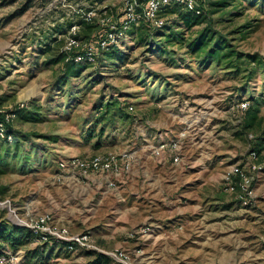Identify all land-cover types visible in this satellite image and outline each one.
<instances>
[{
	"label": "rangeland",
	"instance_id": "obj_1",
	"mask_svg": "<svg viewBox=\"0 0 264 264\" xmlns=\"http://www.w3.org/2000/svg\"><path fill=\"white\" fill-rule=\"evenodd\" d=\"M196 3L202 22L186 30L180 4L162 7L157 27L144 18L146 0H0V107L28 105L11 124L13 141L0 146V257L8 264H120L26 237L10 210L21 219L50 214L103 251L125 252L129 264H264V0ZM129 14L135 21L113 59L73 72L54 61L72 26L82 45L94 43ZM170 28L184 38L162 43ZM151 29L159 38L147 36ZM204 30L211 43L191 52L188 40ZM216 42L226 47L221 57H206ZM178 139L174 155L153 151ZM254 146L263 168L240 200L225 177ZM101 153L133 156L115 186L59 168Z\"/></svg>",
	"mask_w": 264,
	"mask_h": 264
},
{
	"label": "built area",
	"instance_id": "obj_2",
	"mask_svg": "<svg viewBox=\"0 0 264 264\" xmlns=\"http://www.w3.org/2000/svg\"><path fill=\"white\" fill-rule=\"evenodd\" d=\"M180 4L183 5L188 11H192L196 14H200L196 0H146L144 9V18L150 21L153 25L161 27L164 24V20L159 17V12L162 7ZM94 13L90 11L85 16V20H91ZM132 21H135L134 16L129 14L121 27L114 28L100 36L94 43L88 42L82 45L77 32L79 26L74 25L71 28L69 36L66 39L64 50L71 54L77 52L82 47V53L85 57L93 62L96 59V55L99 51L108 49L111 45H119L125 30L129 28ZM82 56L78 55L75 60L81 61ZM26 104H19L15 109L5 110L0 107V143L12 142L13 135L9 132V126L16 118V109L25 108ZM242 108L247 107V103L243 102ZM181 140H174L168 143H161L153 148V151L157 156H162L166 150L172 151L173 155L175 151H179V144ZM259 154L252 150L243 161V163L236 165L226 175V191L232 192L235 189L240 190L242 194H239L240 200L243 199V195L250 193V187L254 180L261 171V161H258ZM179 157H173L174 162H178ZM133 162V156L129 153L113 154V153H101L92 156L85 157H71L59 162V168L78 179L86 180L92 176H100L108 186H115L118 177L130 173ZM264 163V162H263ZM235 193H238L237 191ZM9 201H7V204ZM15 218L25 227L32 230L35 235H39L43 241L53 240L56 242H63L67 244V249L70 251H76L78 249H84L88 251H97L104 253L116 260L120 264H129V256L123 251L106 252L99 248L95 243L90 233L73 234L67 227L58 226L55 224L53 217L50 214L37 215L34 218L21 219L15 210H10ZM0 264H8L6 257H0Z\"/></svg>",
	"mask_w": 264,
	"mask_h": 264
},
{
	"label": "trees",
	"instance_id": "obj_3",
	"mask_svg": "<svg viewBox=\"0 0 264 264\" xmlns=\"http://www.w3.org/2000/svg\"><path fill=\"white\" fill-rule=\"evenodd\" d=\"M91 1V3L92 4H101V3H103L105 0H90ZM198 5V4H197ZM200 15H201V12H200V14H196V13H194V12H192V11H187V10H185L184 11V13H180V17H181V22H183L184 23V25H185V27H186V30H188V29H191V28H193L194 26H197V25H199V24H201V20H200ZM85 25V27L89 30V31H91L92 30V25L91 24H87V23H84V22H82V26L81 27H83L84 25ZM155 32V33H154ZM159 31L156 29V31L154 30V29H151L150 30V32H149V34L147 35V36H149V38H150V36H151V38H152V35H153V33L155 34V38H157L158 36H160V33H158ZM189 32V31H188ZM188 32H187V34H188ZM183 31H177V29L176 30H173L172 31V28H170L168 31H167V33H165L164 35H165V38H164V40L162 41V43H166V42H169L170 43V41H178L177 39V36H179L180 38H184V36H185V34H183ZM198 36V37H197ZM196 37H194V38H191V39H189L188 40V44H187V47L190 49V51L191 52H200V51H202L203 49H205V48H207V46L211 43V41L212 40H210V39H207V37H206V31L204 30V31H202V32H200V34L199 35H197ZM153 37V38H154ZM159 38V37H158ZM56 40L57 39H55L54 40V42H56ZM60 43L62 42L63 44H64V40H60L59 41ZM91 42V41H90ZM150 41H148L147 42V44H151V42L149 43ZM64 46V45H63ZM63 46H62V48H60V54L58 55V57L54 60V61H56V62H63L68 68V70L70 71V72H73L72 70H73V68L74 67H77L78 65H89V64H94V63H97L100 59H101V57H108V58H111V59H113L114 58V55L112 54L118 47L116 46V45H111L108 49H106V50H104L103 51V53H101V51H100V53L98 52V54L96 55V59H95V61H93V62H91V61H89L86 57H85V55H84V53H82V52H79V53H76V52H72L71 54H68L66 51H64L63 50ZM148 46H150V45H148ZM225 46L224 45H218L217 44V42L216 43H214V45H212V46H210L208 49H206V51H205V56L206 57H212V58H214L215 59V57H217V56H220L221 57V52L223 51V50H225ZM58 49H59V47H58ZM112 51V52H111ZM101 54V55H100ZM78 55H81L83 58H82V60L81 61H76L75 60V58L78 56ZM217 59V58H216ZM217 60H220V59H217ZM228 63H230V61L228 62ZM236 66H234V67H231L230 66V68H235ZM238 67V66H237ZM237 67H236V69H237ZM80 72L81 71H76V73H73L74 75H72V77H77V76H79V74H80ZM112 103H109L108 105H107V107L108 106H110ZM28 108V105L25 107V108H21V109H16V117L17 116H19L22 112H24L26 109ZM9 132L13 135V138H14V136H15V134H14V131L12 130V125H10L9 126ZM4 143H8V142H1L0 143V146L2 145V144H4ZM258 144V146L259 147H261V144H259V143H257ZM259 147H257V146H254L253 147V149L252 150H254V151H256L258 154H260V151H259ZM5 160V157L4 156H2V154H0V172L1 171H3V168L1 167V163L3 162ZM22 227L24 228L23 229V231L24 232H22L26 237L27 236H31L32 238H35V239H37L38 241H40V243H42V244H45V245H53V244H58L60 247H62V248H64V249H66V250H68L67 249V244H65V243H63V242H56V241H53V240H49V241H43L42 239H41V237L39 236V235H35L33 232H32V230L31 229H29L28 227H25V226H23L22 225ZM3 228H5L4 226H3ZM12 229H13V232H12V234H10L11 236H13L14 234H16L17 233V227H15V226H13L12 227ZM12 229L10 230V231H12ZM16 232V233H15ZM4 236V235H3ZM15 237H13L12 239H14ZM82 250H84V249H82ZM86 251H88V250H86ZM91 252H95L96 254H99L100 255V257L102 258V257H106V258H108V259H110V260H112L113 261V259L111 258V257H109L108 255H106V254H104V253H101V252H97V251H91Z\"/></svg>",
	"mask_w": 264,
	"mask_h": 264
},
{
	"label": "water",
	"instance_id": "obj_4",
	"mask_svg": "<svg viewBox=\"0 0 264 264\" xmlns=\"http://www.w3.org/2000/svg\"><path fill=\"white\" fill-rule=\"evenodd\" d=\"M4 204V203H3Z\"/></svg>",
	"mask_w": 264,
	"mask_h": 264
}]
</instances>
